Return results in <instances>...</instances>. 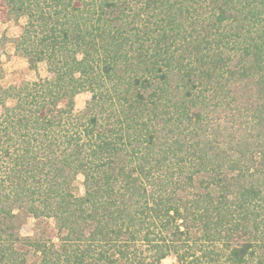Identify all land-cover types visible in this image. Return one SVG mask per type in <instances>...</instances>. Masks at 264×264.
<instances>
[{
    "label": "trees",
    "instance_id": "16d2710c",
    "mask_svg": "<svg viewBox=\"0 0 264 264\" xmlns=\"http://www.w3.org/2000/svg\"><path fill=\"white\" fill-rule=\"evenodd\" d=\"M22 17L0 43L46 71L0 65V264H264V0H0Z\"/></svg>",
    "mask_w": 264,
    "mask_h": 264
},
{
    "label": "rangeland",
    "instance_id": "374dc122",
    "mask_svg": "<svg viewBox=\"0 0 264 264\" xmlns=\"http://www.w3.org/2000/svg\"><path fill=\"white\" fill-rule=\"evenodd\" d=\"M25 18L22 17L18 21H5L0 22V38L2 36L14 37L20 32V26L25 22ZM2 50V53H1ZM0 65L4 71L6 79L11 76H18L19 74L24 75L28 79L35 78L37 73L39 75H44L46 71L45 63H39L37 72L27 69L26 62L23 57L16 54L13 46L10 42L5 44L0 43ZM90 98V93L87 91H82L75 96V110L80 111L86 101ZM81 176H78L74 183V192L79 194L82 193ZM48 226V232L53 233L52 222L48 221L45 223ZM44 225V224H43ZM37 226H40L38 221L32 217H28L25 227L21 231L22 235H35L37 232ZM163 264H178L173 256L167 257L163 260Z\"/></svg>",
    "mask_w": 264,
    "mask_h": 264
}]
</instances>
